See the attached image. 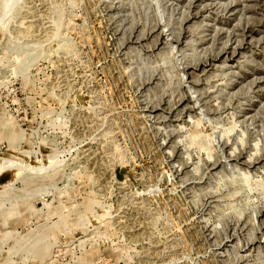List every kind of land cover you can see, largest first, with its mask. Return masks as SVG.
Wrapping results in <instances>:
<instances>
[{
  "label": "rangeland",
  "instance_id": "obj_1",
  "mask_svg": "<svg viewBox=\"0 0 264 264\" xmlns=\"http://www.w3.org/2000/svg\"><path fill=\"white\" fill-rule=\"evenodd\" d=\"M0 264H264V0H0Z\"/></svg>",
  "mask_w": 264,
  "mask_h": 264
}]
</instances>
